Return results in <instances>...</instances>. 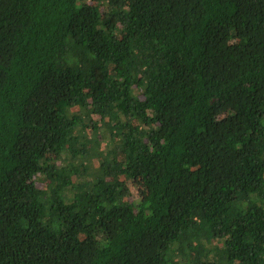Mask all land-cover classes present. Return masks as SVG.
<instances>
[{"label": "trees", "instance_id": "16d2710c", "mask_svg": "<svg viewBox=\"0 0 264 264\" xmlns=\"http://www.w3.org/2000/svg\"><path fill=\"white\" fill-rule=\"evenodd\" d=\"M0 264H264V0H0Z\"/></svg>", "mask_w": 264, "mask_h": 264}, {"label": "rangeland", "instance_id": "374dc122", "mask_svg": "<svg viewBox=\"0 0 264 264\" xmlns=\"http://www.w3.org/2000/svg\"><path fill=\"white\" fill-rule=\"evenodd\" d=\"M92 169H94V167ZM125 187L131 199L136 203L140 199H142L146 194L145 187L141 180H136V181L129 180L126 182Z\"/></svg>", "mask_w": 264, "mask_h": 264}]
</instances>
